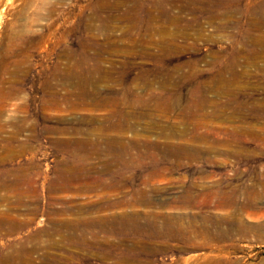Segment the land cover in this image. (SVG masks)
I'll return each instance as SVG.
<instances>
[{
  "label": "rangeland",
  "instance_id": "obj_1",
  "mask_svg": "<svg viewBox=\"0 0 264 264\" xmlns=\"http://www.w3.org/2000/svg\"><path fill=\"white\" fill-rule=\"evenodd\" d=\"M260 19L264 0H0V73L8 80L14 70L19 81L0 103V170L10 187L0 189V264H203L211 255L264 264ZM92 39L101 51L87 66L104 74L81 69L102 82L80 97L79 70L68 71ZM19 47L24 55L12 57ZM104 95L116 101L99 107ZM15 168H23L21 196L11 189ZM247 190L261 197L241 208ZM121 214L143 223L161 215L201 234H217L218 223L233 239L165 240L155 253L139 250L135 233L65 226Z\"/></svg>",
  "mask_w": 264,
  "mask_h": 264
},
{
  "label": "bare ground",
  "instance_id": "obj_2",
  "mask_svg": "<svg viewBox=\"0 0 264 264\" xmlns=\"http://www.w3.org/2000/svg\"><path fill=\"white\" fill-rule=\"evenodd\" d=\"M105 3V2H104ZM191 3V2H190ZM142 5V4H141ZM114 6V5H113ZM137 8V7H136ZM199 10V9H198ZM260 14H262L263 13V11H260L259 12ZM127 15V14H126ZM42 18V17H41ZM40 18V19H41ZM198 18V17H197ZM38 19V18H37ZM169 22V21H168ZM30 24V23H29ZM148 25V24H147ZM260 25H263L264 26V19H260ZM134 26V25H133ZM166 32V31H165ZM162 33V32H161ZM41 36V35H40ZM177 36V35H176ZM17 38V37H16ZM32 38V37H31ZM30 38V39H31ZM35 39H36V37H35ZM255 40V44L257 45V46H261L262 45V43L264 42V37L263 36H259V37H256V38H254ZM32 40V39H31ZM97 40H95V39H92L91 41H87V43L85 42V44H82V52H84V54H82V55H79L78 54V56H77V58H72V59H74L75 61H74V63H75V66L73 67H70V69H69V71H68V73H69V75H70V77H73L74 75H77L78 73L76 72V74H75V70L76 69H78L79 70V74L76 76V80L77 81H75V84L80 88V90H79V96L80 97H83L82 95H84L83 93H84V89L85 88H83V86H85V85H94V84H98L99 82H102V80H99V79H97V80H95V79H90V78H88L87 77V73L88 72H86L85 71V73H86V77L84 76V74L82 73V70L81 69H83V70H87V71H90V70H93V72H94V70L95 71H97V72H102V68L100 67V66H93L92 68H90V67H88L87 66V60H93V59H99V53H100V49H98V45H97V42H96ZM27 42V41H26ZM32 42V41H31ZM34 42H35V40H34ZM37 43H39V42H37ZM32 44V43H31ZM31 46H33V45H31ZM29 47V46H28ZM78 47V46H77ZM20 48V47H19ZM21 49V48H20ZM18 49V51L17 52H15V53H13L11 56L12 57H15L17 54H20V55H24L23 53H22V50L23 49ZM258 49V48H257ZM263 49V48H262ZM89 50H95V52H94V55H90L89 53H88V51ZM259 50H260V47H259ZM256 51V50H255ZM263 51V50H262ZM261 51V52H262ZM260 52V51H259ZM3 55V54H2ZM2 55H1V57H2ZM10 57V56H9ZM8 57V58H9ZM71 57H73V54L71 55ZM6 58V57H5ZM71 59V58H70ZM7 60V59H6ZM17 60H20V59H16V62H14L13 64H14V67L16 68L17 67V65L19 64V62L17 61ZM10 62V61H9ZM18 62V63H17ZM8 62H6V64H7ZM20 63H22L21 61H20ZM3 64V63H2ZM11 64V63H10ZM84 64H85V66L86 67H84ZM251 64V63H250ZM7 67V66H6ZM6 67H5V69H6ZM12 67V66H11ZM20 67H21V65H20ZM10 68V67H9ZM19 68V67H18ZM59 68H60V66L59 65H57V66H55L53 69H55V70H59ZM4 69V68H3ZM11 69V68H10ZM19 69H17V71H18ZM104 71V70H103ZM6 72V71H5ZM104 72H106V71H104ZM108 72V71H107ZM106 72V73H107ZM17 72H15L14 70L13 71H11V72H9L8 74H9V77L10 78H8V80L7 79H5L4 78V76H2L1 75V73H0V86H3L4 85V83H6V84H8L9 86V88L8 89H6V90H4V89H1L0 88V103H1V105L2 106H4V104H5V99L6 98H8V97H10V96H12L13 94H14V90L16 89L15 87H14V85L12 86V84L15 82V81H18L17 79H16V77H17V74H16ZM103 73V72H102ZM23 74V73H22ZM104 74V73H103ZM102 74V75H103ZM108 74V73H107ZM59 76V75H58ZM56 74H51L50 75V77H49V79L51 78V79H55V78H57L58 77ZM91 76V75H90ZM99 77H100V75H98ZM63 79V78H62ZM103 79V78H102ZM20 80V79H19ZM19 82V81H18ZM68 82V81H67ZM129 83V82H128ZM11 84V85H10ZM22 84V83H21ZM20 84V85H21ZM44 85H45V83H44ZM68 85H69V83H68ZM97 86V85H96ZM12 87H14V89L12 88ZM62 89V88H61ZM85 90H87V89H85ZM96 93V92H95ZM76 94V93H75ZM86 95V94H85ZM84 95V96H85ZM6 97V98H5ZM69 97V96H68ZM45 98L46 97H44L43 98V102H45L46 100H45ZM111 98H113V100H111ZM47 99V102H49V101H57L56 99H53V97H47L46 98ZM61 99L62 100H67V95H62L61 94ZM77 100V99H76ZM111 101H116V98H115V95H111V96H107V95H104V96H100L99 97V100H98V106L99 107H105V105L107 104V102L109 103H111ZM67 102V101H66ZM261 104V103H260ZM260 106V105H259ZM260 111H262V112H264V107L263 106H261L260 108ZM114 112V111H113ZM1 115V114H0ZM47 117V116H46ZM48 119H53L52 117H49ZM55 119H57V118H55ZM54 119V120H55ZM2 128V127H1ZM119 128V130H120V127H118ZM56 130H58V131H62V129L59 127V128H56ZM21 131V129H19V128H17L16 130H15V132H13V134H12V136H9V140L11 141V140H13L16 136H17V134L19 133ZM53 131V130H52ZM96 131V130H95ZM94 132V131H93ZM97 132V131H96ZM66 133V132H65ZM98 133V132H97ZM100 134V133H99ZM104 134V133H103ZM110 143V142H109ZM114 143V142H113ZM112 143V144H113ZM56 144L59 146V147H64V148H68V147H72V146H74V147H80V145H82V142H73V143H70V141H58V142H56ZM111 144V143H110ZM111 146H113V145H111ZM0 149H1V147H0ZM3 150L2 151H6L7 152V156H10L11 155V153H13V151H12V146H11V144H9V143H7L5 146H3V148H2ZM16 153V152H15ZM16 155V154H15ZM5 157H6V155H5ZM9 158V157H8ZM2 159H4V158H2ZM7 159V158H6ZM0 161H1V158H0ZM2 163V162H1ZM1 166V165H0ZM7 169L6 170H0V189H1V187H8L6 184H7V181H5V179H3V176L2 175H6L7 174ZM23 171V168H15V173H14V175H13V184H14V186L13 187H11V189H13L14 190V192H17V194H19L20 196L23 194V190L22 189H20V187H19V184L20 183H22V181H23V175H24V173L22 172ZM68 173H69V171H67ZM68 178L70 177V175H68L67 176ZM5 181V182H4ZM114 186V185H113ZM116 187V186H115ZM8 188H10V187H8ZM64 188V187H63ZM115 189V188H114ZM113 189V190H114ZM118 190V189H117ZM223 195V194H222ZM19 196V197H20ZM180 196V195H179ZM246 198H245V200H244V202H243V204H242V206H240L241 208H244V206L245 205H247V207H250V206H252V204H253V202H255V199H259L261 196H260V194L259 193H256V192H254V191H251V192H249V190H247L246 191V196H245ZM184 199H186V197L184 198ZM143 200V199H142ZM183 200V199H182ZM190 200V199H189ZM146 201V200H145ZM220 201L221 202H223V203H225V204H227V205H230L231 203H232V200H231V198H227V197H223V196H221L220 197ZM143 202V201H142ZM146 203V202H145ZM184 203V202H183ZM116 204L115 203H113L112 204V206H115ZM108 217V216H107ZM141 217V216H140ZM139 216H137V215H135V214H121L120 216H115L114 218H111V220H109V219H105L104 218V220H101L100 219V222L99 223H97V224H90V223H88V222H86V223H66L65 224V226H68V228H69V230H72V231H74L77 227H83V228H85V230H88V229H92V228H94V227H100L101 229H103V230H107L108 232H110V230L111 231H115V232H119V233H127V234H132V233H135V234H138L139 235V238H137L138 240H137V242L138 243H141V244H139L138 246H137V248L139 247V250H153L155 253L157 252V251H160V250H165V248L167 247V245H166V241L165 240H170V242H174V241H177L178 243H180V244H184V245H192L193 243L195 244V243H198L197 242V240H196V238L195 237H197V235H200V236H202L204 239H206L207 237L208 238H213V237H215V239L217 240V241H221L222 239H228V240H232L233 239V235H231V234H229V232H227V231H223L220 227H219V225H218V223L216 224L217 226H216V233L217 234H214L213 232H212V230L214 229H212L211 231H209V230H207V228H206V231H204L202 234L201 233H199V231H196V230H193V229H191V228H189V227H182V225H181V223L180 222H178L176 219H172V218H164V217H161V215L160 216H157V215H155V216H153L149 221H146V223H143L142 221H141V219L142 218H140ZM234 217H237V216H234ZM145 218V217H144ZM91 219V218H90ZM93 219V218H92ZM92 221V220H91ZM213 222V221H212ZM237 222V221H236ZM231 224V223H230ZM229 224V225H230ZM55 225V224H54ZM222 225V224H221ZM237 226H236V229H235V231L236 232H240L241 233V236L242 235H244V234H246V228H245V226H244V224L243 223H241V222H238L237 224H236ZM257 225V224H256ZM63 226H64V224H63ZM264 225H262V227H263ZM224 227V226H223ZM229 227H231V225L229 226ZM260 227V226H259ZM258 227V228H259ZM262 227H260V228H262ZM107 228H109V229H107ZM212 228V227H211ZM227 229V228H226ZM99 230V229H98ZM202 230V229H201ZM106 231V232H107ZM234 231V232H235ZM107 232V233H108ZM144 232H148V233H151L154 237H157V238H159V239H161V242H162V244H161V246L160 247H156V248H154V247H149V245L148 244H146V242L145 243H143L142 242V240H141V235L144 233ZM233 232V231H232ZM77 233V232H76ZM110 234V233H109ZM238 234V233H237ZM192 236H194V237H192ZM240 236V235H239ZM202 238V239H203ZM135 239V238H134ZM200 239V238H199ZM153 243V242H152ZM156 244V243H155ZM202 245H206V243H201ZM112 245H114V244H112ZM118 245H119V243H118ZM179 245V244H178ZM120 246H122V245H120ZM134 246V245H133ZM116 247V246H115ZM134 248V247H133ZM136 248V249H137ZM212 248V247H211ZM124 249V248H123ZM129 250V249H128ZM135 251V250H134ZM16 254V253H15ZM153 254V253H152ZM6 256V255H5ZM12 258H14V256H11ZM10 257V258H11ZM7 258V257H6ZM216 258V255H211V257H207V260L203 263V264H222V262H220V261H218V262H214V263H212V260L213 259H215ZM209 259V260H208ZM25 263H27V262H25ZM152 263V262H151ZM139 264V263H138Z\"/></svg>",
  "mask_w": 264,
  "mask_h": 264
}]
</instances>
